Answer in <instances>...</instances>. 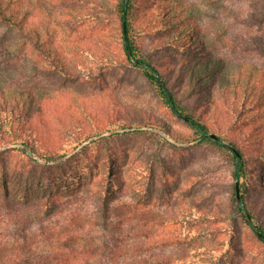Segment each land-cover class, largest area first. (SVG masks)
I'll return each instance as SVG.
<instances>
[{"label":"rangeland","instance_id":"1","mask_svg":"<svg viewBox=\"0 0 264 264\" xmlns=\"http://www.w3.org/2000/svg\"><path fill=\"white\" fill-rule=\"evenodd\" d=\"M24 2L31 6V30L39 32L45 48L57 49L58 57L77 77H59L33 44L30 58L10 63L0 60L2 65L20 71L17 80L31 78L27 85L45 101L41 125L31 122L32 133L38 134L37 146L62 155L48 164L56 165L51 175L47 164L30 147L0 144L3 220H9L11 208L31 212V204L60 190L62 198L80 195L77 205L81 218L76 225L85 227L95 215L100 192L108 185L116 195L112 207L116 214L125 206L130 217L153 211L167 219L165 225L144 232L159 239H180L176 247L160 249L163 256L177 259L178 264H264V244L234 205L231 153L213 142H202L162 104L143 69L124 51L116 0ZM187 8L193 14L191 22L205 33L208 45L206 52L196 56L161 47L167 39H185V33L179 37L181 25L171 35L168 32L174 24L165 28L178 21L175 9ZM263 14L264 0H134L132 36L140 52L177 80L179 97L194 105L214 132L241 142L245 154L256 151L258 143L264 147V116L232 126L237 118L233 107L239 106L242 97L230 100L225 96L239 89V64L264 76ZM188 32L191 36L199 34L192 29ZM201 61L214 66L216 75H223L209 88L200 87L202 76L207 74L201 71V65H206ZM202 90L210 93L209 100L203 99ZM259 108L264 110V101L258 110L248 113L257 116ZM114 119L119 124L136 125L158 121L168 131L155 127L151 135L114 136V129L104 131ZM79 136L84 139L74 147ZM247 167L260 178L264 159H253ZM243 183L249 184L241 178L240 185ZM250 190L252 201L258 203L257 219L264 224V191ZM69 219L66 215L50 225L57 226L56 233L64 234ZM6 225H0V233L7 235V240L12 231L26 227Z\"/></svg>","mask_w":264,"mask_h":264},{"label":"trees","instance_id":"2","mask_svg":"<svg viewBox=\"0 0 264 264\" xmlns=\"http://www.w3.org/2000/svg\"><path fill=\"white\" fill-rule=\"evenodd\" d=\"M31 3V0H28ZM26 6L25 10L22 6ZM121 20L122 38L124 40V51L129 59L135 62L137 67L143 69L148 81L153 85L156 94L162 104L167 107L175 116L184 121L202 142L210 141L216 146L226 149L234 160L233 176L236 163L237 178L239 181L240 200L237 198L236 184L233 185V201L237 212L240 213L243 221L254 232L261 243L264 244V224L257 219L256 206L251 198V188H258L264 191V167H262V177L255 176L248 170L247 164L257 158L264 159L263 144L258 143L256 151H244L243 145L235 137L230 138L220 133L214 132L207 121L196 111L194 105H190L179 97L175 90L177 80L171 79L167 71L145 57L136 46L132 36V17L134 16V0H116V8ZM31 6L24 0H0V26L3 25V32L0 31V60L6 59L10 63L18 58L31 57V45L39 53L50 61V66L56 74L65 80L77 77L72 74L64 60L58 57V51L54 47L45 48L38 31L31 30ZM178 15L177 22H170L165 28L174 27L168 33H174V28L181 25V35L161 44L163 48H172L184 52L187 56H196L202 51L208 50L205 33L197 24L191 22L193 14L189 9H175ZM261 19L264 21V14ZM164 26V25H163ZM164 29V30H165ZM192 29L198 36H191ZM218 59V58H217ZM218 60L217 63H221ZM204 62L201 71L207 72L202 76L201 88H209L223 75L215 74L214 66ZM243 64L236 66L239 69L240 79L237 81L239 89H235L233 94L226 95V99L242 97L239 106H234L232 113L237 115L232 120L231 125H244L252 123L254 117L264 116V110L259 108L264 101V76H261L256 69L243 68ZM234 68V66H233ZM161 69V70H160ZM212 69V70H211ZM204 70V71H203ZM19 70L4 66L0 63V144L20 143L31 148L32 153L43 159L48 166L49 174L52 175L54 166L48 165L54 162L60 155L58 152L43 150L37 146V131L32 133V124L41 125V116L44 111V98H37L27 84L31 83V78L17 80ZM234 72V70H233ZM211 74L210 76H208ZM21 75V74H20ZM193 72L191 78L195 77ZM26 76V75H25ZM195 79V78H194ZM245 81L248 83L244 85ZM23 83V84H22ZM210 94V93H208ZM202 90L204 100H209ZM231 100V99H230ZM239 108V110H237ZM85 114L86 111H83ZM149 121V120H146ZM264 124V122H262ZM155 127L166 130L161 122H142L136 125L134 122L119 124L116 119L104 131L114 129V136L122 134L151 135ZM119 129H123L121 132ZM168 131V130H166ZM263 134V132H261ZM8 136V137H7ZM214 136V137H212ZM7 137V138H6ZM84 138L77 137L74 147L78 146ZM9 142H8V141ZM243 142V140H241ZM253 175V176H252ZM244 178L249 184L240 185V179ZM51 182H53L51 180ZM111 186V185H110ZM244 187V192H240ZM60 190L55 194L53 191L43 197L35 205L31 204V212L11 208L8 214L7 225L26 224L24 229L12 231L8 237L0 233V264H178V260L165 257L160 253L161 248H174L181 240L175 237L159 239L148 232V228L165 225L167 219L160 217L157 212H140L133 217L129 216L128 208L122 206L116 214L113 207L115 193L112 187L106 186L104 192H100L96 202V212L86 226L76 225L80 223L81 211L77 203L81 202L80 195L62 198ZM67 213V214H66ZM25 217H21L22 215ZM70 215V219L65 226L67 232L56 233V227L50 224L52 221L64 219ZM4 215L0 214V225L5 224ZM117 218V220H115ZM21 220V223L18 221ZM181 264V263H180ZM182 264H187L182 263Z\"/></svg>","mask_w":264,"mask_h":264},{"label":"water","instance_id":"3","mask_svg":"<svg viewBox=\"0 0 264 264\" xmlns=\"http://www.w3.org/2000/svg\"><path fill=\"white\" fill-rule=\"evenodd\" d=\"M212 137H214V136H212ZM237 166H238V161H237L235 169H234V178H235V184H236L237 198H238V200H240L241 198H240V193H239V181L237 178Z\"/></svg>","mask_w":264,"mask_h":264}]
</instances>
